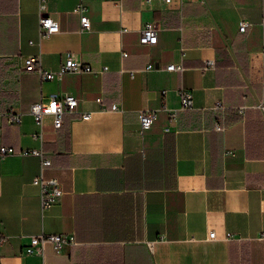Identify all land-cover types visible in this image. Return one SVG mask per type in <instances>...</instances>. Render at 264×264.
<instances>
[{
    "label": "crops",
    "instance_id": "obj_1",
    "mask_svg": "<svg viewBox=\"0 0 264 264\" xmlns=\"http://www.w3.org/2000/svg\"><path fill=\"white\" fill-rule=\"evenodd\" d=\"M37 3L0 0V145L41 149L51 161L41 174L62 192L41 210L38 157L0 159V264H264V0H48L59 30L41 38ZM145 21L157 25L152 45L138 43ZM67 53L106 69L42 80L23 68L39 56L55 71ZM180 88L193 108L170 119ZM60 93L76 106L57 129L44 116L34 137L29 105ZM145 109L156 115L140 130ZM41 232L75 243L25 253L27 235Z\"/></svg>",
    "mask_w": 264,
    "mask_h": 264
},
{
    "label": "built area",
    "instance_id": "obj_2",
    "mask_svg": "<svg viewBox=\"0 0 264 264\" xmlns=\"http://www.w3.org/2000/svg\"><path fill=\"white\" fill-rule=\"evenodd\" d=\"M37 10H38V35L39 37L46 36L51 33H55L59 30L58 22L47 12V1L48 0H37ZM149 1V0H147ZM169 1V0H165ZM73 11L78 14L79 19V31H84L89 29L90 20L86 15V7L78 2L74 7ZM247 25L246 21H240L238 24V29L243 31ZM157 25L153 21H145L138 33V43L143 45H152L156 43ZM264 51V47H263ZM125 52H122V55H125ZM212 64L211 60L206 61V65L210 66ZM153 67L152 63H147L145 68L150 69ZM23 68L26 70H34L37 72L39 77L42 80L59 78L64 72H92L96 73L106 69V66H102L100 70L92 69L90 65L82 63L79 60L72 58L68 53L65 55L63 62L59 65L58 69L55 71H50L42 67L39 56L36 57H27L23 60ZM167 70H182L181 63H169L165 65ZM132 75V71H130ZM178 95V107L167 109L168 117L170 119L175 118L177 110L192 109L193 108V99L190 90L186 88H180L177 91ZM95 101L100 103V96L95 98ZM77 104L76 97L71 93H60L52 94L46 101L37 100L32 102L29 105V112L32 115L33 121L38 125L39 129L37 132L33 133L34 137L40 138L41 135V122L42 118L46 115L51 117L52 127L57 129L62 124V116L66 112H72L74 107ZM244 106L238 107V110L241 112ZM257 107L264 114V102L257 103ZM112 109L116 108V104L111 106ZM211 108L213 110L223 109L224 106L219 102H215ZM157 109H145L139 110L137 113L138 123L140 130L148 128L155 115ZM89 117L88 112L82 114V118L86 119ZM21 114L19 112H6V120L10 124H17L20 121ZM219 123H215L216 129H221ZM18 153L20 155H34L39 159V168L40 172L38 175L34 176L31 182L38 187L39 191V204L41 210H44L50 207L52 204L57 202L58 197L60 196L62 190L59 184V181L55 177H44L41 174L42 169L50 165V158L43 154V151L39 148L29 147V148H20L15 150L12 146L9 145H0V159L4 156ZM207 236L209 238L215 237V232L213 230L208 231ZM228 235H226L227 237ZM264 237V233H262ZM7 235L0 236V242L5 241ZM75 243L74 236L72 233L65 232H41L38 234L27 235V243L24 246L25 253H35L41 252L42 249L49 245L55 250H59L64 246L73 245Z\"/></svg>",
    "mask_w": 264,
    "mask_h": 264
}]
</instances>
